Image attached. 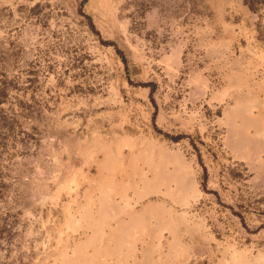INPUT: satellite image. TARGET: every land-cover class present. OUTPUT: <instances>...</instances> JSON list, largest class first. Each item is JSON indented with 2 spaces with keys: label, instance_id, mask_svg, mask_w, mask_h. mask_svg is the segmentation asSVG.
Segmentation results:
<instances>
[{
  "label": "rangeland",
  "instance_id": "rangeland-1",
  "mask_svg": "<svg viewBox=\"0 0 264 264\" xmlns=\"http://www.w3.org/2000/svg\"><path fill=\"white\" fill-rule=\"evenodd\" d=\"M0 264H264V0H0Z\"/></svg>",
  "mask_w": 264,
  "mask_h": 264
},
{
  "label": "crops",
  "instance_id": "crops-1",
  "mask_svg": "<svg viewBox=\"0 0 264 264\" xmlns=\"http://www.w3.org/2000/svg\"><path fill=\"white\" fill-rule=\"evenodd\" d=\"M108 148H105V151L106 152H108L109 151V153H107L106 155H105V158H104V160L102 161V162H99L100 164V166L101 165H103V166H106L107 168H113V167H116V166H119V162H120V159H119V157L117 156V154H115V153H113V154H110L111 152H110V150H107ZM147 158H149V157H147ZM147 161H148V159H146ZM149 160H151L150 158H149ZM151 163V162H150ZM164 165V164H163ZM108 166H110V167H108ZM149 184V183H148ZM148 184L146 185V188L144 189L143 188V190H138V197L139 198H143V197H145L147 194H148V192H149V190H150V187L151 186H148ZM157 207V208H156ZM161 207V205L159 204V203H153V202H151V204H150V207L149 208H151V209H162V208H160ZM122 211H124V209H122L121 207H118V206H113L112 208H111V211L108 213L109 215L111 214V216L112 215H115V214H117V213H119V212H122ZM138 218H140V220L142 221V222H144L145 223V220L144 219H150L151 217H149V216H146V215H139L138 217H137V219ZM126 224L127 223H125L124 224V227L126 226ZM138 223H135V224H133V227L135 226V225H137ZM140 224H142V223H140ZM139 225V224H138ZM143 225V224H142ZM135 227H137V226H135ZM143 227V229H145V226H142ZM135 230V229H134ZM133 231V230H132ZM96 239H95V237H91L90 238V240H89V242L91 241V242H94Z\"/></svg>",
  "mask_w": 264,
  "mask_h": 264
}]
</instances>
